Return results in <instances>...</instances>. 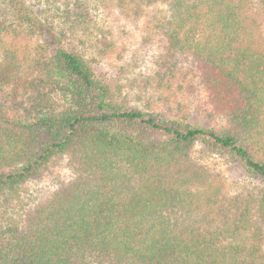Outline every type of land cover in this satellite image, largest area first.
Wrapping results in <instances>:
<instances>
[{"label": "trees", "instance_id": "trees-1", "mask_svg": "<svg viewBox=\"0 0 264 264\" xmlns=\"http://www.w3.org/2000/svg\"><path fill=\"white\" fill-rule=\"evenodd\" d=\"M117 1L168 4L157 78H198L229 129L131 103L42 1L0 0V264H264V0ZM199 142L257 190L231 196L194 157ZM61 164V184L25 203Z\"/></svg>", "mask_w": 264, "mask_h": 264}, {"label": "rangeland", "instance_id": "rangeland-1", "mask_svg": "<svg viewBox=\"0 0 264 264\" xmlns=\"http://www.w3.org/2000/svg\"><path fill=\"white\" fill-rule=\"evenodd\" d=\"M40 1L37 6L42 17L54 20L55 28L65 31V43L83 53L97 75L131 103L165 111L206 128L229 129L227 117L215 108L198 78L181 74L178 82L174 80L169 87L157 78L166 52L158 37V18L168 4L144 2L122 8L117 0ZM193 155L226 182L231 196L257 190L260 184L224 150L208 149L199 142ZM65 166L49 167L33 178L24 193L25 203L33 204L49 196L64 180Z\"/></svg>", "mask_w": 264, "mask_h": 264}]
</instances>
